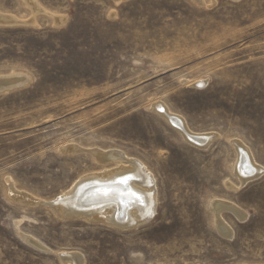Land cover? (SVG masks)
<instances>
[{
	"label": "rangeland",
	"instance_id": "rangeland-1",
	"mask_svg": "<svg viewBox=\"0 0 264 264\" xmlns=\"http://www.w3.org/2000/svg\"><path fill=\"white\" fill-rule=\"evenodd\" d=\"M36 1L35 15L26 0H0V14L34 19L0 24L1 85L28 78L0 91V264H62L63 252L85 264H264V174L242 184L232 143L264 167V0ZM156 102L217 138L191 146L152 112ZM93 148L153 173L150 223L118 230L10 195L8 181L54 202L104 168ZM215 200L247 213H223L230 238L214 223Z\"/></svg>",
	"mask_w": 264,
	"mask_h": 264
},
{
	"label": "bare ground",
	"instance_id": "bare-ground-1",
	"mask_svg": "<svg viewBox=\"0 0 264 264\" xmlns=\"http://www.w3.org/2000/svg\"><path fill=\"white\" fill-rule=\"evenodd\" d=\"M195 1L200 4L205 2L204 0ZM26 2L30 5L33 14L44 12L36 0H26ZM64 20V17H59L56 24L61 25L65 22ZM24 23L34 24V19L23 21L14 16L0 14V24ZM27 79L23 75L11 77L3 83L4 86L0 82V91L11 86L21 85ZM205 84L198 82L196 86L202 88ZM151 108L154 114L163 118L193 147L206 150L217 138V133L191 131L186 120L173 113L163 102H156L152 104ZM232 143L237 153L234 172L242 184L255 181L264 174V167L256 162L251 150L243 142L234 140ZM65 150L66 152H77L83 149L79 146L68 145ZM90 151L104 168L81 178L69 191L54 202L47 203V201H41L25 192L18 191L14 188L12 181H8L10 195L20 203L51 207L60 218H75L92 223H102L118 230L129 231L150 223L157 211L158 186H156L155 176L149 168L142 161L131 158L123 152L103 151L98 148H93ZM110 165L113 166L108 167ZM228 186L231 189H236L233 184ZM211 208L215 215L214 223L220 234L225 237H232V231L223 219L224 212H231L241 221L247 218L246 211L228 201L215 200L211 203ZM23 236L30 245L37 249L44 248L32 237ZM59 255L62 264H85V257L81 253L63 252Z\"/></svg>",
	"mask_w": 264,
	"mask_h": 264
},
{
	"label": "water",
	"instance_id": "water-1",
	"mask_svg": "<svg viewBox=\"0 0 264 264\" xmlns=\"http://www.w3.org/2000/svg\"><path fill=\"white\" fill-rule=\"evenodd\" d=\"M21 86H19V87H15V88H13L12 90H14V89H17V88H20Z\"/></svg>",
	"mask_w": 264,
	"mask_h": 264
},
{
	"label": "snow or ice",
	"instance_id": "snow-or-ice-1",
	"mask_svg": "<svg viewBox=\"0 0 264 264\" xmlns=\"http://www.w3.org/2000/svg\"><path fill=\"white\" fill-rule=\"evenodd\" d=\"M133 195H135V194H133Z\"/></svg>",
	"mask_w": 264,
	"mask_h": 264
}]
</instances>
